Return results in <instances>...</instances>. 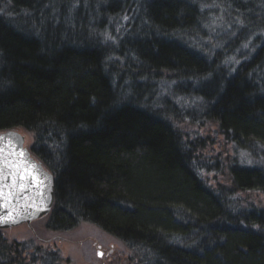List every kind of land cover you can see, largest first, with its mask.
<instances>
[{"label":"trees","instance_id":"obj_1","mask_svg":"<svg viewBox=\"0 0 264 264\" xmlns=\"http://www.w3.org/2000/svg\"><path fill=\"white\" fill-rule=\"evenodd\" d=\"M262 40L264 0H0V132L53 177L46 229L91 224L131 264H264V204L233 199L264 194ZM185 122L232 146L225 185ZM21 251L0 234V264Z\"/></svg>","mask_w":264,"mask_h":264},{"label":"rangeland","instance_id":"obj_2","mask_svg":"<svg viewBox=\"0 0 264 264\" xmlns=\"http://www.w3.org/2000/svg\"><path fill=\"white\" fill-rule=\"evenodd\" d=\"M255 36V35H254ZM264 40L261 41V43ZM249 52L243 51L239 58L246 60L253 55L254 48H248ZM251 51V52H250ZM224 70V69H223ZM220 71L224 79L228 78V71ZM225 70H227L225 68ZM176 83L169 85L175 87ZM169 87V88H171ZM192 93V92H191ZM190 94V93H188ZM161 96L164 97L163 94ZM181 102V100H180ZM182 134L187 136L188 140L195 141L196 138L204 141V147L201 151L202 161H205L210 167L215 162L217 165L213 168L218 171H206L201 169L203 180L212 188L216 185H225V174L221 169L225 168L228 156H225V163L222 160L223 152L229 156H234L232 146L214 135L215 129L209 124L190 125L180 123L177 127ZM20 133V132H19ZM26 139V147L32 144L31 134L23 133ZM240 157V156H239ZM209 159V160H208ZM201 176V177H202ZM235 200L251 202H263L264 194L254 193L251 198L245 193H238ZM46 217L31 223L30 227L21 225L10 230L0 231L1 238L7 245L18 244L22 246L25 254L24 259L28 263L34 264H131L132 253L122 242L114 237L102 232L95 226L82 223L72 230L64 232H51L46 229ZM25 260V261H26ZM25 264V263H23Z\"/></svg>","mask_w":264,"mask_h":264},{"label":"water","instance_id":"obj_3","mask_svg":"<svg viewBox=\"0 0 264 264\" xmlns=\"http://www.w3.org/2000/svg\"><path fill=\"white\" fill-rule=\"evenodd\" d=\"M24 135L0 132V231L49 215L54 203L53 177L27 149Z\"/></svg>","mask_w":264,"mask_h":264}]
</instances>
